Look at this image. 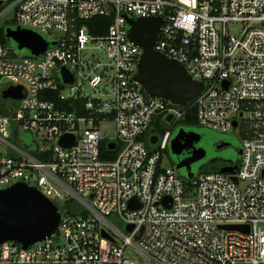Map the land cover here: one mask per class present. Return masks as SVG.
Masks as SVG:
<instances>
[{"label":"built area","instance_id":"1","mask_svg":"<svg viewBox=\"0 0 264 264\" xmlns=\"http://www.w3.org/2000/svg\"><path fill=\"white\" fill-rule=\"evenodd\" d=\"M0 2V26L49 42L36 58L0 42V189L24 182L60 212L57 236L25 249L0 243V264H139L135 254L143 264H264V0ZM110 15L103 35L80 24ZM150 16L162 17L154 49L204 84L189 103L198 126L226 133L236 120L241 154L232 173L186 180L162 166L187 109L133 79L141 49L128 38L127 18ZM62 68L72 83H63ZM14 87L23 96L4 98ZM158 116L162 134L149 131ZM65 133L75 135L68 148L58 144ZM103 148L114 158H102Z\"/></svg>","mask_w":264,"mask_h":264},{"label":"water","instance_id":"2","mask_svg":"<svg viewBox=\"0 0 264 264\" xmlns=\"http://www.w3.org/2000/svg\"><path fill=\"white\" fill-rule=\"evenodd\" d=\"M1 3V2H0ZM128 38L141 49L136 74L133 79L143 87L147 95L162 98L174 106H184L192 103L193 100L203 91L204 84L192 79L182 63L175 59L156 51L154 45L158 40L160 27L162 25L161 16L139 17L136 19L127 18ZM4 34L8 42H13L17 51L27 49L29 55L37 57L44 53L49 45L46 39L40 34L29 29L6 27ZM55 44V42H51ZM63 83H72V75L62 68L60 71ZM227 87V82L224 83ZM24 91L20 87L11 88L3 93V97L18 99L23 96ZM241 116V112L238 114ZM171 120V115L166 117ZM237 122L233 121V130ZM151 131V129L149 130ZM218 134H224L218 132ZM200 134L196 131H186L182 127L178 128L169 140L168 149L171 155H177L182 150L189 148L192 142H199ZM75 135L73 133L63 134L58 144L68 148L74 144ZM154 136L150 139L155 143ZM115 143L108 145L109 149L115 148ZM225 143H218L215 148L221 149ZM194 157L189 163L199 161L205 157L203 147L193 150ZM241 154V151L238 152ZM228 165L219 169L220 172L232 173L236 166L230 158L223 159ZM186 167V175L183 177L189 180L193 174L188 170V163L179 162L174 164L178 171ZM135 198L129 201V206L133 207ZM161 203L170 205V199L165 197ZM60 212L57 206L40 193L33 186L24 182H15L12 185L0 189V243L11 241L18 243L23 249L32 244L59 234ZM227 229H244L241 225L221 226ZM127 231L132 230L131 225H126ZM103 238L110 239L105 231H102Z\"/></svg>","mask_w":264,"mask_h":264},{"label":"flooded vegetation","instance_id":"3","mask_svg":"<svg viewBox=\"0 0 264 264\" xmlns=\"http://www.w3.org/2000/svg\"><path fill=\"white\" fill-rule=\"evenodd\" d=\"M181 127L186 131H190V130L196 131L198 134H200V140L197 143L192 142L190 147L182 150L181 153L177 155H171L170 159H171L173 166L174 164H177L179 162L188 163V170L190 172H192V168L194 166H198L199 172H202V171H215V170L219 171L221 167L228 165L227 163L223 161V159H227L229 157L225 156L222 153V150L226 146H229L230 143L225 140L224 134L208 135L205 132H203L201 129H199V126H180V128ZM151 131H154V130L151 128ZM218 143H225L226 146H224L221 149H216L215 146ZM198 147L204 148L205 157L199 161L189 163V160L191 159V157H194L193 150ZM239 151H241V149H239L238 152ZM232 165L236 166V162L235 163L233 162ZM180 169H184L186 171L185 166Z\"/></svg>","mask_w":264,"mask_h":264},{"label":"trees","instance_id":"4","mask_svg":"<svg viewBox=\"0 0 264 264\" xmlns=\"http://www.w3.org/2000/svg\"><path fill=\"white\" fill-rule=\"evenodd\" d=\"M112 21V16H96L88 20L82 21L80 24H84L87 26L89 32L93 35H103L107 32L108 26L111 24ZM7 26H13L12 23H4L2 26H0V42L1 43H7L8 40L5 37L4 34V29ZM11 44V42H9ZM51 99L55 100L57 99V92H52L51 93ZM185 109H187V114L185 118L181 121H179L176 125H181V126H198L197 120H196V114H195V109L192 107L191 104H187L184 106ZM151 128L154 131H157V133L162 134L163 133V123L161 120V116H158L156 119L151 124ZM102 152V158L105 159H112L114 158L116 151H112L109 153H106L105 148L101 150ZM38 158L40 156L36 155ZM216 171V170H215ZM67 208V211L69 213H74L76 210V206L68 202L67 205L65 206Z\"/></svg>","mask_w":264,"mask_h":264},{"label":"rangeland","instance_id":"5","mask_svg":"<svg viewBox=\"0 0 264 264\" xmlns=\"http://www.w3.org/2000/svg\"><path fill=\"white\" fill-rule=\"evenodd\" d=\"M10 16H11V13H9L6 17L9 18ZM1 23H2V21H0V25H1ZM13 26H14V24H13ZM11 45L14 48H16V46L13 44V42H11ZM19 53L25 54V55L29 54L27 49H22L21 51H19ZM180 126L181 125L178 124V125H175L173 127L172 135L176 133V131L178 130V128H180ZM199 129H201L203 132H205L208 135L218 134L217 131L210 129V128H207V127L199 126ZM22 138L26 142H28V140H30L29 134H25ZM224 138L226 141H228L230 143V145L226 146L222 150V153L225 156L229 157L235 163L239 159L238 150L240 149V146H241V137H240L237 130H230V131L224 133ZM170 156H171L170 151H169V149H167L166 152L163 154L162 166H173L171 159H170ZM192 172H193V175H196L197 173H199L198 166H194L192 168ZM178 174L181 175L182 177H184L186 175V171L184 169H179ZM108 220L110 222H112L114 225H116L121 231L125 232V224L123 222H121L119 219H117L116 217L110 216L108 218ZM135 259L137 260V262L139 264H143L144 260L140 254H135Z\"/></svg>","mask_w":264,"mask_h":264}]
</instances>
